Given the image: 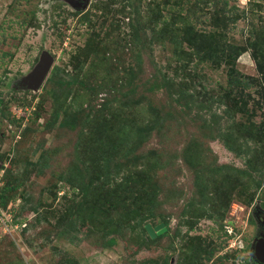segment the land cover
Returning <instances> with one entry per match:
<instances>
[{
	"label": "rangeland",
	"instance_id": "374dc122",
	"mask_svg": "<svg viewBox=\"0 0 264 264\" xmlns=\"http://www.w3.org/2000/svg\"><path fill=\"white\" fill-rule=\"evenodd\" d=\"M105 1L89 0L88 8L76 11L64 0H0V186L6 169L17 185L7 208H0V264H254V213L264 210V187L244 176L247 183L238 189L254 187L251 205L234 199L223 218L213 210L220 209L238 171L248 169L252 154L264 155V140L253 136L264 113L254 60L247 51L235 63L236 71L252 79L243 96L229 85L227 67L190 65L192 78L209 95L232 91L233 105L246 112L235 109L228 118L216 103H203L216 112L212 118L188 109L193 92L179 95L177 89L190 78L175 71L174 46L156 42L149 25L150 8L156 11L159 4L166 23L172 24L171 11H177L184 20L177 26L210 32V16L227 1L236 9L227 39L243 45L250 32L264 30V0H182L181 6H169L173 0H108L111 15L102 26L95 5ZM84 15L90 21L82 22ZM89 39L97 43L95 58L70 63ZM43 52L52 56V67L39 90L27 92L19 81ZM157 75L173 82L150 90L148 81ZM152 109L162 119L159 132L141 127ZM60 121L68 125L60 127ZM102 153L106 162L96 164ZM102 166L130 180L137 172L136 185L116 186L114 180L102 186ZM262 178L264 184V170ZM140 187L151 216L139 226L119 203L94 219L74 214L82 190L102 202L109 188L134 197L128 192L138 195ZM161 220L168 222V234L150 241L142 226L148 221L158 234ZM206 250L212 258H204Z\"/></svg>",
	"mask_w": 264,
	"mask_h": 264
},
{
	"label": "trees",
	"instance_id": "16d2710c",
	"mask_svg": "<svg viewBox=\"0 0 264 264\" xmlns=\"http://www.w3.org/2000/svg\"><path fill=\"white\" fill-rule=\"evenodd\" d=\"M182 0H173L171 3L169 1L170 5H180L181 6ZM212 0L209 1L211 3ZM108 0L105 2H98L95 6L98 10H102L98 18H101L100 24L104 26L106 21L108 20L109 15H111V11L108 7ZM224 2V1H223ZM213 3V2H212ZM168 4V1L165 0V5ZM225 8L217 7L212 15L210 16V24L214 27L213 31L210 32H200L193 29L192 26L188 24H184L182 26H177V22H183L184 20L180 16L177 11H171V17L173 19L172 24H168L165 21V15L163 14V10L161 9L159 4L154 5L156 8V11H153L152 8H150L151 11V20H150V33L152 35V38L157 41H163V40H169V42L174 46L173 47V55H174V69L175 71L184 72L187 74V76L190 78V81L186 87H181L177 89V92L179 95L183 94V90L186 89L188 92L191 90L194 95L191 96L193 100V105H188L189 110H193L200 113H205L206 116L210 114L212 118H216V112H212V106L211 105H203V103L211 101L216 103L217 107L222 108L223 113L228 116V118L231 117L232 112L235 113V109L239 112H243L240 110L236 99L232 96V91H228L227 93H218L217 95L211 96L209 95V92L207 89L203 86L198 85L199 81H196L192 78L193 75L190 74V65L195 64L197 66L200 65H207L210 69H220L221 67L225 66L227 67V75H228V82L229 85L235 88V92H240V95H242V89H245V87L249 86L252 83V79L249 77H245L242 74H240L238 71L235 70V63L238 61V58L246 53L247 51H250V54L254 60L255 63V69L260 75L259 80V100L264 101V30L261 28L260 31L256 32H250L248 35V38L245 40L243 45H233L228 41V30L230 25H232L236 19L233 15V12H236V9L232 6H227V1L224 2ZM258 7V6H256ZM109 9V10H108ZM167 7H165V10ZM260 8H258L259 11ZM108 10V11H107ZM34 14V11L31 12ZM76 15H79V12H75ZM245 14V13H244ZM61 16V15H59ZM66 16H64L65 19ZM88 16H83L81 21L82 22H88L90 21L88 19ZM63 19V20H64ZM264 22V19H262ZM65 22V21H63ZM161 22V26L157 27V23ZM57 23H53L54 29H56ZM131 28L133 30V34H137L134 25H131ZM226 36V37H225ZM97 43H95V40L89 39L87 41V44L81 49L80 52L76 53L74 57L71 58L70 63L77 66V64L82 63V59L85 57H91L95 58V52H96ZM104 48L107 50L106 46ZM94 54V55H93ZM196 66V67H197ZM195 74V73H194ZM55 75V74H54ZM53 76V75H52ZM79 76V75H78ZM155 76L157 78H154L151 80V82L148 81V88L150 90H153L155 87H165V84L172 83L173 80L169 79L166 76ZM175 76V74H174ZM52 78V77H51ZM174 78V77H172ZM48 80V79H47ZM172 81V82H171ZM70 84V83H68ZM198 86H200L198 88ZM242 87V88H240ZM167 91V89H165ZM27 92H31L30 90H26ZM96 91V90H95ZM176 91V90H175ZM208 97V98H206ZM243 102H246L245 100L240 99ZM174 101V99H172ZM232 101V104H231ZM4 104V102L0 99V105ZM258 104H260L258 102ZM244 106H247L244 104ZM260 110H263L264 105H259ZM149 116L147 117V125L141 126L145 127V130H153L157 129L158 132L160 131V127L162 126V119L159 113L154 112L150 110ZM246 113V112H243ZM253 114V112H251ZM36 119L39 118V113L35 112ZM59 117V113L54 114V122H56V119ZM232 118H234V115H232ZM134 124V123H131ZM218 122H212L211 126H216ZM60 127H66L68 125L67 121H60L57 123ZM210 126V125H209ZM139 129V128H138ZM127 130V129H126ZM144 130H142L143 132ZM256 133L253 134V136H257L256 139L264 140V113L261 114V119L258 123V125L255 127ZM132 132V129H131ZM151 135V133H150ZM109 136V134H108ZM106 137V136H105ZM263 152V151H262ZM262 152H254L252 156L250 157V160H248V169L239 170L237 175L238 177L235 180H232V185L230 186V191L227 196H225L221 201V205H219L218 209L215 205H213V210H219L220 216L223 218L226 211L228 210L231 201L236 199L237 201L243 202L245 205H251L252 201L255 198V193L253 192V186L248 184L243 186L242 189H238L239 186H242L240 184L242 183L244 176L249 177V182L255 183L256 187L263 186V170H264V155ZM98 163L96 164H102L106 162V156L104 153H102L99 158L97 157ZM99 168V167H98ZM11 174L7 169L4 171L3 177L5 178L2 181V185L0 186V208L6 209L8 206L9 198L14 194L17 185L15 179L10 175ZM95 173V172H94ZM132 172H130L131 174ZM97 174H99L100 177H98L97 180H100L102 178V186L108 185L109 182L118 180L119 182H115L116 186L129 184L130 182H134L136 185L137 182V172L133 173V179L130 180V175L127 176L125 172L121 171H113L109 170L107 166H102L99 169V173L97 171ZM97 178V177H96ZM136 178V179H135ZM126 186V185H125ZM107 189V188H103ZM110 189V188H109ZM108 189V196L104 197L102 199V202L98 199H90L87 198V192L82 190V200L76 203V207L74 214H84L85 217L88 219L89 217H92V219L100 216H104L106 214V210H113L116 203L122 204L123 206H126V209H123L126 213V216L130 219L134 218L136 219L137 226L141 224V222L145 219H149L151 216L150 210H145L142 204L143 195L141 192L145 190L144 187H140L137 189L136 192H139L138 195L133 194V190H130L128 193L131 195H134V197H123L119 192L113 189ZM222 194V193H221ZM151 200L148 201V203H151L150 201H154V199L150 198ZM127 200L129 201V204L125 203ZM217 202V201H216ZM100 203V205L98 204ZM151 204H146V207H149ZM264 206V205H263ZM105 207V209H103ZM123 208V207H122ZM103 209V210H102ZM139 219V220H138ZM149 221V220H148ZM146 222L145 225L142 226L141 230L145 233L147 239L150 241H154L155 238H162L165 237L166 234H168L169 228H168V222L166 220H161V223H159V228L166 229L167 231L161 235H158L153 231L152 224L149 222ZM156 226V225H155ZM154 226V227H155ZM113 241H110L108 246H111ZM206 252L204 258L210 259L213 257V251H204ZM202 264H206L205 263Z\"/></svg>",
	"mask_w": 264,
	"mask_h": 264
},
{
	"label": "water",
	"instance_id": "95a60500",
	"mask_svg": "<svg viewBox=\"0 0 264 264\" xmlns=\"http://www.w3.org/2000/svg\"><path fill=\"white\" fill-rule=\"evenodd\" d=\"M75 10H84L89 6V0H64ZM53 64V58L48 52H43L32 71L23 77L19 84L23 89L36 92L42 86ZM159 227H155L157 229ZM165 229L158 231L162 233ZM249 257L255 264H264V234L257 235L251 244Z\"/></svg>",
	"mask_w": 264,
	"mask_h": 264
},
{
	"label": "flooded vegetation",
	"instance_id": "af4514ba",
	"mask_svg": "<svg viewBox=\"0 0 264 264\" xmlns=\"http://www.w3.org/2000/svg\"><path fill=\"white\" fill-rule=\"evenodd\" d=\"M77 11V10H76ZM83 12V11H82ZM258 225L257 235L264 234V210L257 208L254 213ZM256 235V236H257ZM254 263V262H253ZM255 264V263H254Z\"/></svg>",
	"mask_w": 264,
	"mask_h": 264
}]
</instances>
